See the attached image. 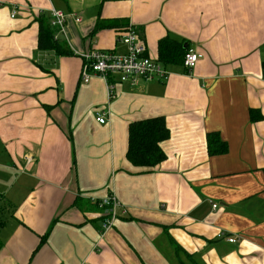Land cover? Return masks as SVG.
Listing matches in <instances>:
<instances>
[{
  "label": "crops",
  "instance_id": "crops-1",
  "mask_svg": "<svg viewBox=\"0 0 264 264\" xmlns=\"http://www.w3.org/2000/svg\"><path fill=\"white\" fill-rule=\"evenodd\" d=\"M53 9L72 54L38 48ZM129 28L152 58L167 36L203 56L159 60L167 79L116 81L110 99L79 52H123ZM158 116L167 158L135 166L129 126ZM0 264H264V0H0Z\"/></svg>",
  "mask_w": 264,
  "mask_h": 264
},
{
  "label": "built area",
  "instance_id": "built-area-1",
  "mask_svg": "<svg viewBox=\"0 0 264 264\" xmlns=\"http://www.w3.org/2000/svg\"><path fill=\"white\" fill-rule=\"evenodd\" d=\"M14 10L12 16H15ZM67 15L58 9L52 10V25L59 32H65V24ZM81 21V18H77ZM119 40L126 46V50L118 52L116 50L94 48L79 52L84 63L81 72V79L89 82L94 76L103 78L108 84L109 98L115 97V84L118 82L129 81L134 84L138 79L146 81L165 80L169 76L168 70L164 65L155 58L147 54V45L140 39L138 33L129 28L119 33ZM202 53L194 50H188L185 54L183 65L192 70L198 63ZM96 120L100 123H106L108 114L104 110L98 109L96 112ZM31 161V158H29ZM101 206L105 209L103 220V232L112 229L118 219V207L120 201L115 194H109L101 199ZM217 207V204L213 205ZM227 240L231 243L238 241V237L232 235L227 236Z\"/></svg>",
  "mask_w": 264,
  "mask_h": 264
},
{
  "label": "trees",
  "instance_id": "trees-1",
  "mask_svg": "<svg viewBox=\"0 0 264 264\" xmlns=\"http://www.w3.org/2000/svg\"><path fill=\"white\" fill-rule=\"evenodd\" d=\"M38 21L40 25L38 48L40 50H54L58 55L72 54L56 36L57 28L52 25L49 16L42 14ZM188 50L189 46L185 45V42L176 41L171 36H167L160 40L159 60L165 64L183 63ZM170 135V129L163 116L132 122L129 126L128 160L135 166L156 167L167 158L161 143ZM227 149L226 142L219 136L211 133L208 135L210 155L226 153ZM44 240L42 238V242ZM176 248L178 251L182 249L179 245H176Z\"/></svg>",
  "mask_w": 264,
  "mask_h": 264
},
{
  "label": "rangeland",
  "instance_id": "rangeland-1",
  "mask_svg": "<svg viewBox=\"0 0 264 264\" xmlns=\"http://www.w3.org/2000/svg\"><path fill=\"white\" fill-rule=\"evenodd\" d=\"M217 205H218V204H217ZM102 227H103V223H102ZM234 236H236V237H237V236H238V234H235ZM239 237H240V236H239ZM238 240H239V238H238Z\"/></svg>",
  "mask_w": 264,
  "mask_h": 264
}]
</instances>
